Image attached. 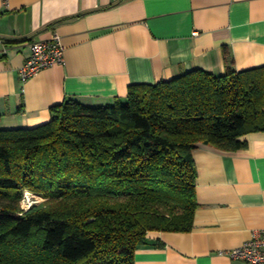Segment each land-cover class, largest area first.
Returning <instances> with one entry per match:
<instances>
[{
	"label": "trees",
	"instance_id": "16d2710c",
	"mask_svg": "<svg viewBox=\"0 0 264 264\" xmlns=\"http://www.w3.org/2000/svg\"><path fill=\"white\" fill-rule=\"evenodd\" d=\"M195 69L128 88L125 101L65 100L32 129L0 130V264H134L149 232L188 233L198 144L235 152L264 133V66ZM47 199L23 212L24 191Z\"/></svg>",
	"mask_w": 264,
	"mask_h": 264
},
{
	"label": "crops",
	"instance_id": "0c3cea01",
	"mask_svg": "<svg viewBox=\"0 0 264 264\" xmlns=\"http://www.w3.org/2000/svg\"><path fill=\"white\" fill-rule=\"evenodd\" d=\"M54 35L62 63L22 82L29 44ZM224 48L237 72L264 66V0H0V130L46 124L68 99L111 105L131 85L224 74ZM240 140L235 152L197 145L192 230L149 232L134 264H246L223 252L264 230V133Z\"/></svg>",
	"mask_w": 264,
	"mask_h": 264
},
{
	"label": "built area",
	"instance_id": "2783aa9c",
	"mask_svg": "<svg viewBox=\"0 0 264 264\" xmlns=\"http://www.w3.org/2000/svg\"><path fill=\"white\" fill-rule=\"evenodd\" d=\"M192 35H197L194 32ZM64 47L57 35L50 40L35 41L29 44V55L24 65L19 69L18 76L22 82L35 76L40 71L60 64L63 61ZM24 202L31 205V194L24 192ZM232 260L242 261L246 264H264V230L254 232L251 237L240 246L223 252Z\"/></svg>",
	"mask_w": 264,
	"mask_h": 264
},
{
	"label": "rangeland",
	"instance_id": "374dc122",
	"mask_svg": "<svg viewBox=\"0 0 264 264\" xmlns=\"http://www.w3.org/2000/svg\"><path fill=\"white\" fill-rule=\"evenodd\" d=\"M27 192H29L30 194H31V205L30 206H27V204L24 202V197H25V195H24V193H23V199H22V201H21V209H22V211L25 213V212H27V211H29L32 207H34V206H37V207H39V206H43L46 202H47V199L46 198H44L43 196H41V195H38V194H36V193H33V192H31V191H28V190H26ZM25 192V191H24Z\"/></svg>",
	"mask_w": 264,
	"mask_h": 264
}]
</instances>
